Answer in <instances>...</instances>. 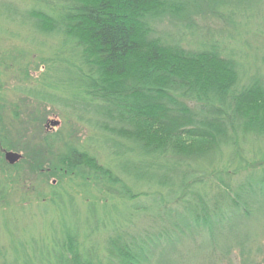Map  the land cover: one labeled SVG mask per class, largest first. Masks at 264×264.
<instances>
[{
	"label": "trees",
	"instance_id": "16d2710c",
	"mask_svg": "<svg viewBox=\"0 0 264 264\" xmlns=\"http://www.w3.org/2000/svg\"><path fill=\"white\" fill-rule=\"evenodd\" d=\"M251 1L42 0L44 9L20 14L37 34L61 37L70 46L77 63L75 86L83 94L75 101L83 113L92 115L97 129L114 135L109 144L120 146V178L101 170L94 157L74 146L61 149L48 168L63 179L71 177L68 182L81 180L85 187L108 185L106 193L120 199V219L93 228L86 223L81 241L79 229L52 226L54 239L49 244L23 250L16 261L148 264L160 239L170 243L176 233L164 227L140 236L129 231L126 224L141 210L135 203L148 198L162 203L160 194L142 193L144 187L152 192L166 187L174 196L181 193L179 199L186 201L184 213L176 215L180 225L207 231L210 244L216 236L217 247L222 242L224 248L233 245L221 238L226 227L234 231L238 219L231 217L244 208L245 213L256 196L264 197V149L254 152L256 156L250 153L249 159L250 148L239 150L247 138H264V76L240 83L239 57L200 24L215 20L226 28L239 7ZM10 7L4 5L3 10L9 13ZM166 24L172 32L164 29ZM193 30L202 34L192 35L202 38L201 48L185 50L179 40ZM52 141L47 140L50 152ZM228 149L234 153L229 160L241 162L235 170L259 166L255 179L235 191L222 178L231 172L221 157ZM1 169L9 174L12 166L3 161ZM177 224L173 229L179 233Z\"/></svg>",
	"mask_w": 264,
	"mask_h": 264
},
{
	"label": "rangeland",
	"instance_id": "374dc122",
	"mask_svg": "<svg viewBox=\"0 0 264 264\" xmlns=\"http://www.w3.org/2000/svg\"><path fill=\"white\" fill-rule=\"evenodd\" d=\"M4 5L11 6L9 13L3 10ZM239 8L226 28L215 20L200 25L209 27L217 41L223 40V47L239 57L240 83L245 84L264 76V0L243 3ZM31 9H44L42 0H0V137L3 138L0 190L4 191L0 196V264H21L16 257H22L23 250L30 252L33 247L42 249L49 244L54 239L52 226L59 224L62 230L68 228L72 232L79 229L77 239L81 241L86 223L93 228L103 221L111 223L120 219V199L106 193L108 185L103 183L101 189L92 184L85 187L81 180L68 182L71 177L63 179V174L48 168L50 163L56 162L61 149L74 146L94 157L101 170H109L120 178V146L112 147L109 139L114 135L101 132L92 122V115L79 109L75 100L81 90L75 86L77 63L70 46L61 37L33 31L20 15ZM222 28L225 32L221 38L218 33ZM164 29L173 30L168 24ZM226 30L234 36L230 37ZM193 34L202 36L201 32L193 30L179 40L185 50L201 48L202 38H194ZM49 139L53 140L51 152L47 149ZM246 141L239 150L248 152L250 148L248 159L250 153L264 149V138L250 137ZM5 153H15L20 158L10 164L9 174L1 169ZM232 154L230 149L223 151L221 157L231 172L222 178L235 191L255 179L253 175H257L259 166L251 168L249 165L237 171L235 167L241 162L237 158L229 160ZM45 158L48 160L44 162ZM205 182L216 184L214 180ZM153 190L141 188L142 193L150 197L160 194L162 203L156 205L149 198L135 203L141 210L126 224L129 231L140 236L164 227L176 234L167 244L160 239L148 264H264V197L256 196L245 213L244 208L231 217L238 219L233 223L234 231L226 227L222 232L225 236L221 238L230 240L233 245L226 244L224 248L223 242L217 247L216 236L210 244L212 237L207 231L186 230L180 225L176 215L183 212L186 197L179 199L181 193L176 192L174 196L166 187L159 188L160 192ZM175 224L180 228L179 233L173 229ZM84 243L88 245L89 240L85 238Z\"/></svg>",
	"mask_w": 264,
	"mask_h": 264
},
{
	"label": "water",
	"instance_id": "95a60500",
	"mask_svg": "<svg viewBox=\"0 0 264 264\" xmlns=\"http://www.w3.org/2000/svg\"><path fill=\"white\" fill-rule=\"evenodd\" d=\"M19 160V156L14 153H5V161L9 164H13L14 162Z\"/></svg>",
	"mask_w": 264,
	"mask_h": 264
},
{
	"label": "flooded vegetation",
	"instance_id": "af4514ba",
	"mask_svg": "<svg viewBox=\"0 0 264 264\" xmlns=\"http://www.w3.org/2000/svg\"><path fill=\"white\" fill-rule=\"evenodd\" d=\"M15 154V153H14ZM16 155H18V154H16ZM20 159V158H19Z\"/></svg>",
	"mask_w": 264,
	"mask_h": 264
}]
</instances>
